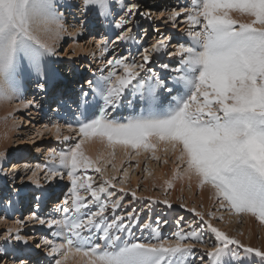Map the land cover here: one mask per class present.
<instances>
[{
  "label": "snow or ice",
  "instance_id": "6c2138e0",
  "mask_svg": "<svg viewBox=\"0 0 264 264\" xmlns=\"http://www.w3.org/2000/svg\"><path fill=\"white\" fill-rule=\"evenodd\" d=\"M119 3L128 14L139 12L138 3ZM71 7L107 19L116 4L113 0H79L75 5L60 0H0V103L19 98L22 81L32 77L44 90L49 76L45 59L59 55L55 43L67 31L65 11ZM182 14L191 43L180 44L169 53L180 58L179 67L171 70L175 73L171 83L152 67L153 53L170 48L168 37L138 49L139 59L135 55L107 59V74L101 69L99 78L87 81L93 98L102 101L99 115L80 121L78 128L69 125L68 131L80 137L77 142L66 151L48 152L49 163L36 165L32 172V182L38 187L40 171L45 172V181L67 178L71 182L57 209L59 217L33 214L28 218L53 230V239L42 240L49 264H196V245L206 243L196 228L187 232L181 228L165 237L156 227L150 229L151 238H135L131 229L137 217L129 211L130 222L125 223L124 215L117 214L123 207L122 198L111 199L114 178L94 187L93 178L81 171L94 167L84 152L90 140L130 147L136 155L140 149L152 151L153 159H159L156 145L163 144L165 153L170 150L182 166L177 168V178H195L201 189L211 186L221 209L251 216L264 226V0H192L191 6L170 12L164 22L175 25ZM128 23L129 19L115 23L122 30L116 38L124 44L137 39L125 27ZM111 43L97 41L102 59ZM160 67L169 69L167 63ZM88 96L87 91L81 92L83 105ZM133 100L140 105L138 115L124 120L110 117V111L125 103L131 106ZM45 130L57 139H72L63 135L60 125H45ZM95 172L104 175L100 167ZM163 203L172 206L167 200ZM110 208L111 216L106 215ZM189 211L200 217L215 240L211 250L200 256L202 264H264V249L214 227L210 222L216 219L214 213L205 220L195 209ZM15 224L25 226L23 220ZM20 227L7 228L0 240L6 245L13 240L27 244ZM40 245L38 241L36 247ZM0 264H8L5 256H0ZM12 264L29 262L20 257Z\"/></svg>",
  "mask_w": 264,
  "mask_h": 264
},
{
  "label": "rangeland",
  "instance_id": "374dc122",
  "mask_svg": "<svg viewBox=\"0 0 264 264\" xmlns=\"http://www.w3.org/2000/svg\"><path fill=\"white\" fill-rule=\"evenodd\" d=\"M70 1V4L73 5L79 2V0ZM62 2L63 0H60L61 4H63ZM113 2L116 4L115 11L107 19L81 12L80 8L77 7H71L69 13L65 14V23L70 22L68 26H74L77 33L73 37L67 36L56 42L55 47L59 55L50 57L52 68L56 75L48 93L38 88L37 84H34L35 81H32V77L26 81L29 87L25 90L24 96L21 93L20 99H16L15 103H0V154H3L1 149L5 145L3 142L4 129L6 130L7 124L11 119L9 113L6 115L7 108L15 107V105H19L21 102L28 103L32 101V104H35V106L32 104L29 106L28 115L27 113L16 114V116H21L16 121L20 132L13 135L14 142L16 141L17 145V143L23 141L25 134H27L31 150L23 147L18 151L16 156L8 153L9 161L4 163L5 168L2 169L0 167V177L5 176L6 179L3 184L7 186L2 185L0 187V233L9 227H20L15 224V221L23 220L25 226L20 227L21 235H25L28 238V243L31 245L33 243L37 244L38 241H41V245L37 247L38 253L34 256L30 253L32 249L31 251L25 249L26 244L22 242L13 240L6 245L5 241L0 240V249H3L0 251V256H5L8 264H12L15 259L20 257L27 259L29 264H49L50 262L51 258L47 259L48 256L42 240L45 237L53 239L54 237L51 236L53 230L35 224L29 221L28 218L33 214L45 219L59 217L60 214L57 209L63 205V200L69 193L71 182L67 178L64 180L57 178L51 182L45 181L43 179L45 172L41 171L38 175L41 183L45 185L47 182L50 185L44 192H40V190H34L29 187L34 185L29 180H31L32 172L35 171L36 165L49 163L48 152L66 151L80 138L76 132H69L67 130V127L71 124V120H65L64 118L72 119V115L74 117L82 116L80 111L81 92L87 90V81L95 80L98 76L100 77L102 74L101 69L104 70V75L107 74L110 68L105 63L107 59H112L114 56H128L131 58L132 55H135L139 59L138 49L142 50L145 47H151L160 39L168 37L170 38V48L161 56L153 53L154 65L152 67L156 73L162 77H167L168 82L171 83V78L175 75L171 70L179 67V60L177 56L170 55L169 53L174 52V47L177 49L180 44L191 43L188 34L184 35L185 40L183 41L180 38L183 34L176 32L175 29H171L177 27L170 25L172 21L164 22L168 14L173 10L179 11L183 7L191 6V0H124L125 4L138 3L140 5L139 12L136 14L126 13L121 7L119 0H113ZM141 13L149 15L145 16L141 15ZM161 13H164V15L161 16ZM72 17H76L77 19L75 20ZM121 19L130 20V23L125 27L131 28V34L137 37L133 43L134 48L132 47L130 52H128L130 48L129 44L125 45L116 38L117 34L122 30L115 28V23H118ZM178 22L177 24L179 25L182 22H186V16L182 14ZM183 25V28L186 27V30H188L187 23ZM178 33L179 35L177 36ZM179 38V41L182 40V42L175 44ZM101 39L114 42L111 43L110 52L104 59L101 57L98 59L100 51L96 47L97 41ZM85 43L86 46L84 45ZM74 45L85 46V49L87 48L88 51H91V56L84 58L81 54L75 55L73 50L67 52L68 48ZM61 57L64 58L60 59ZM164 63L169 65V69L160 67ZM57 70L60 75H57ZM92 96V93H89L88 102L91 101L89 98ZM61 97L64 99L63 103H61L62 101L59 102ZM89 105H95L93 107H95L96 112ZM89 105L87 103V115L83 119H91L98 116L99 110L102 107V101L96 100L95 104L91 103ZM3 107L5 109V116ZM138 111L140 112V105L133 100L131 106L125 103L115 112L110 111V117L124 120L127 117L138 115ZM2 116L4 120H2ZM30 124L31 126L28 127ZM53 124L60 125L63 135H69L72 139L69 141L57 139L55 135L45 130V125L52 126ZM73 128H78V124ZM42 129L45 132H43L42 136H37L36 131ZM96 141V149L98 151H96L95 157L91 158L94 167L85 170L81 169V171L85 173V177L91 176L93 178L95 182L94 187L103 183L104 179L114 178L113 182L116 183V187L109 189L110 192L114 193L111 199L122 198L121 203L123 207L117 210V214L124 215L125 223L130 222L128 218L129 211H132L133 216L137 217V220L134 222L135 226L131 229L135 238H151L150 229H155L156 227L160 228L161 234L165 237L172 236L181 228L186 232L191 231L192 228H196L206 242L203 246L196 245L194 250L196 253V264H202L200 256L211 250V246L215 243V240L213 234L204 226V222L200 220V217L194 212L189 211V209H195L196 212L204 215L205 220H209L210 214L214 213L216 219H211L210 222L214 227L226 232L229 236L235 237L249 246H251L252 241H255L256 244L252 247L264 249V232L259 226V222L251 216H237L221 209L213 195L211 186L206 185L201 189L196 183L195 178L192 181H188L186 178H177V168L182 166L170 150L165 153V146L162 148L160 144L156 145L155 155L159 156V159L152 158V151H145L135 158L136 152L132 149L128 156L119 147H111L109 150H104L103 142L98 139ZM158 151H161V153H158ZM97 154L102 159L104 158V160L102 161ZM3 158L2 156L0 162ZM123 158L124 160L121 161V164H118V161L120 162V159ZM165 160L168 163H164ZM14 163H20L19 166L17 164L19 168ZM14 166L15 169H13ZM95 166L103 170V177L95 172ZM11 173L12 175L10 176ZM12 176V182H7L6 180H11ZM27 181L33 184L27 185ZM121 181L122 183H118ZM166 181L171 182L172 187H169ZM121 188L124 189L123 192L120 191ZM49 189L51 190L50 194L48 193ZM133 192L136 193L135 198L132 196ZM38 198L40 199L38 200ZM165 200L171 203V208L163 203ZM111 214L112 210L110 208L106 215L111 216ZM221 216L223 217L222 221L219 219ZM145 225L149 227H144ZM238 233L243 234L239 235ZM15 250H18L21 255L15 254ZM205 261H207V256H205Z\"/></svg>",
  "mask_w": 264,
  "mask_h": 264
},
{
  "label": "bare ground",
  "instance_id": "6f19581e",
  "mask_svg": "<svg viewBox=\"0 0 264 264\" xmlns=\"http://www.w3.org/2000/svg\"><path fill=\"white\" fill-rule=\"evenodd\" d=\"M63 4H65V3H71V1L70 0H63V2H62ZM190 3H192V0H191V2ZM69 10H70V8H67V10L65 11V14H67V13H69ZM73 18V17H72ZM73 19H77L76 17H74ZM69 23L70 22H66L65 23V26H66V29H67V31L64 33V35H63V38L64 37H73V36H75L76 35V33H77V30L74 28V26H72V27H69L68 25H69ZM179 23V22H178ZM186 22H182L180 25L179 24H175V26H177L176 28H171V29H175V31L176 32H179L180 34L182 33L183 34V36H181L180 38H182L183 39V41L185 40V36L187 35V33H188V30H186V27L185 28H183V24H185ZM171 26H173V23L172 24H170ZM170 26V27H171ZM180 27H182V28H180ZM184 31H185V33H184ZM79 32V31H78ZM179 33L177 34V36L179 35ZM185 35V36H184ZM82 36H84V34H82ZM164 37V36H163ZM180 38L178 39V41L175 43V44H178V42H182V40L181 41H179L180 40ZM61 40V39H60ZM60 40H58V41H60ZM64 40V39H63ZM58 41H56V42H58ZM121 42V41H120ZM122 43V42H121ZM129 44V46H130V48L128 49V52H130L131 51V49H132V47H133V42H130V43H128ZM55 45H56V43H55ZM85 46H86V43L84 44ZM126 45V44H125ZM85 46H79V45H74V46H70L69 48H68V50H67V52H69V50H73L75 53V55H77V54H81L82 56H84V58L85 57H87V58H89L91 55L90 54H92L91 53V51H88V49L86 48L85 49ZM134 48V47H133ZM174 50L176 51L177 49L174 47ZM165 52H163V53H160L159 55L161 56V55H163ZM158 55V56H159ZM95 57V56H94ZM99 57H101L100 56V54L98 55V59H100ZM64 57H61L60 59H63ZM177 59L178 60H180V58L177 56ZM45 64H46V66H47V69H48V73H49V76H48V78H46V82H45V88H44V90H45V92L46 93H48V91H49V88L53 85V81L55 80V75H56V73H55V71H54V69L52 68V63H51V61H50V57H47L46 59H45ZM108 68H109V65H108ZM109 70V69H108ZM93 73V72H92ZM175 74V73H174ZM57 75H60L59 74V71L57 70ZM94 75H95V73H94ZM97 78H99V76L97 77ZM96 78V79H97ZM95 79V80H96ZM32 81H35V83L34 84H36V79H35V77H33V79H32ZM94 81V80H93ZM22 84H23V87H22V90H21V93H23V96L25 95V90H27V88L29 87L28 86V83H26V81H22ZM64 90V89H63ZM62 90V91H63ZM86 91H88L89 93H91V90L89 89V87L87 88V90ZM20 93V94H21ZM68 96V95H67ZM54 98V97H53ZM65 98V97H64ZM16 99H20V96H19V98H13L12 100H11V103H15L16 102ZM91 101L90 102H88V105L89 104H95L96 103V100H98V98H93V96L92 97H90L89 98ZM63 97H61L60 98V101L59 102H61V103H63ZM81 102H82V99H81ZM8 103H10V102H8ZM25 104H28V103H24V102H21L19 105H15V107H9V108H7V113H6V115L9 113L10 115H11V119L9 120V122H8V124H7V128H6V130L4 129V135H3V142L5 143V145H4V147L1 149L2 150V155L0 156V159H1V157L3 156L4 158L2 159V161L0 162V167H2V169L3 168H5V166H4V163H6V162H8L9 161V156L7 155L8 153L9 154H11L12 156L14 155V156H16L17 154H18V151H20V149H22L23 147H27V149L29 148L30 150H31V144H30V142L28 141V139H27V134H25V138H23V141H20L19 143H17V145H16V141L14 142V138H13V135L14 134H18L17 132H20L19 130V128H17V124H16V121H18L20 118H21V116H16V114H24V113H27V115H28V113H29V107H25L24 105ZM33 106H35V104H32ZM89 106H91V107H93V106H95V105H89ZM80 111H81V113H82V116L80 115V116H75L74 117V115H72V119H67V117L66 118H64L65 120H71V124H69V125H71L72 127H75L77 124H79V122L80 121H82V120H84L83 118L87 115V111H86V108H87V105H83L82 103L80 104ZM6 108V107H5ZM70 108V107H69ZM94 109H95V107H93ZM2 110V109H1ZM98 110H99V108H98ZM90 111H91V109H90ZM94 111V110H93ZM100 111V110H99ZM98 111V112H99ZM2 112V111H1ZM95 112H96V109H95ZM121 112V111H120ZM3 113H4V116H5V109H4V107H3ZM138 113H139V111H138ZM71 115V114H70ZM99 115V114H98ZM112 115V114H111ZM15 116V117H14ZM32 116V115H31ZM7 117V116H6ZM5 117V118H6ZM1 118H3L2 120H4V117L2 116ZM18 119V120H17ZM121 119V118H120ZM6 121H7V119H6ZM7 123V122H6ZM18 123V125H20L19 124V122H17ZM31 126V124L28 126V127H30ZM48 127H51V126H48ZM67 130H68V127H67ZM43 132H45L43 129L42 130H40V131H36V134H37V136H42V134H43ZM42 133V134H41ZM51 134V133H50ZM73 134V133H72ZM54 135V134H53ZM66 135V134H65ZM15 137V136H14ZM55 139V138H54ZM103 142V147H104V150H109L111 147H119V148H121V150H123V152H125L126 154L125 155H128L129 156V153L131 152L130 150L132 149V148H130V147H128V148H125L124 146H122V145H112V146H109V144H108V142L105 140V141H102ZM19 145V146H18ZM165 145H163V144H160V147H164ZM96 147H97V141L96 140H90V141H86V143H85V145H84V152H85V155H87V156H89L90 158H94L95 157V155H96V151H98L97 149H96ZM100 147V146H99ZM159 147V146H158ZM169 148H170V146H169ZM157 149V148H156ZM133 151H135L136 152V150H134V149H132ZM160 150V149H159ZM143 152H145L143 149H140V154L139 155H141V153H143ZM104 153V152H103ZM158 153H161V151L159 152L158 151ZM163 153V152H162ZM114 154V153H113ZM173 154V153H172ZM7 155V156H6ZM10 155V156H11ZM98 155V157H100L99 156V154H97ZM119 155V154H118ZM122 155V154H121ZM139 155H135V158H137ZM166 156V155H165ZM175 156V155H174ZM113 157H114V155H113ZM116 157V156H115ZM159 157V156H158ZM141 158V157H140ZM175 158H176V156H175ZM100 159H102L101 157H100ZM145 159V158H144ZM104 160V158L102 159V161ZM122 160H124V158L123 159H120V162L118 161V164H121V161ZM147 160V159H146ZM111 161V160H110ZM99 162V161H98ZM103 163H105V162H103ZM17 164H18V166H19V164L20 163H14V165H16V167L17 168H19L18 166H17ZM96 165V164H95ZM96 167V166H95ZM13 169H15V166L13 167ZM36 170V169H35ZM85 170V169H84ZM41 172V171H40ZM40 172H38V175L40 174ZM12 175V173L10 174V176ZM5 176L3 175L2 177H0V187L2 186V185H4L3 184V182H5ZM18 179V178H17ZM17 179H16V181H17ZM12 180H13V176L11 177V180H6L7 182H9V183H11L12 182ZM68 180V179H67ZM29 181H31L32 182V179L31 180H29ZM29 181H27L26 183H27V185H31V184H33V183H31V182H29ZM49 185L50 184H48L47 182H46V184L45 185H43L42 183H41V186H37L36 184H34V185H31V186H29V187H31V188H33L34 190H40V192H44L45 191V189H47V187H49ZM5 186V185H4ZM5 187H7V186H5ZM11 187V186H10ZM50 189H49V191H48V193L50 194ZM57 195V194H56ZM40 198H38V200H39ZM44 201V200H43ZM40 202V201H39ZM259 226L262 228V230H263V232H264V226H262V225H260V223H259ZM13 228V227H12ZM29 237V236H28ZM30 237H32V236H30ZM256 244V242L255 241H252V244H251V246H254ZM34 246V247H33ZM24 247V246H23ZM32 247V248H31ZM25 249H29L30 251H31V249H32V251L30 252L31 253V255H34L35 256V254L36 253H38V248L36 247V243H33L32 245L30 244V243H27L26 245H25ZM24 253H25V251H24ZM15 254H18V256L19 255H21V253L18 251V250H15ZM29 254V253H28ZM28 256V255H27ZM26 257V256H25ZM50 259V257H47V259ZM46 259V258H45ZM48 259V260H49ZM50 261V260H49Z\"/></svg>",
  "mask_w": 264,
  "mask_h": 264
}]
</instances>
